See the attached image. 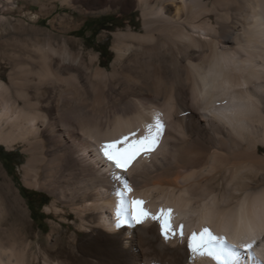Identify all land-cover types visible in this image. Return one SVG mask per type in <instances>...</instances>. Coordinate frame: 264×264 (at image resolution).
<instances>
[{"label": "bare ground", "instance_id": "6f19581e", "mask_svg": "<svg viewBox=\"0 0 264 264\" xmlns=\"http://www.w3.org/2000/svg\"><path fill=\"white\" fill-rule=\"evenodd\" d=\"M112 4L139 11L140 28L113 33L110 70L39 28L11 36L0 17V143L21 148L23 184L50 195L47 213L60 221L43 235L3 210L0 264H215L187 249L205 228L240 264H264V0ZM157 115L155 151L127 170L103 158L102 144L132 143ZM124 184L151 215L171 210L175 238L152 219L116 226Z\"/></svg>", "mask_w": 264, "mask_h": 264}, {"label": "rangeland", "instance_id": "374dc122", "mask_svg": "<svg viewBox=\"0 0 264 264\" xmlns=\"http://www.w3.org/2000/svg\"><path fill=\"white\" fill-rule=\"evenodd\" d=\"M63 1L11 0L10 4L6 0H0V17L9 20V27L11 29L13 27L9 33L11 36L21 34L22 37H25V35H29L26 33L29 29L39 28L45 33H49L55 45L61 44L64 40L71 49L81 50L84 55L95 53L99 57L101 66L110 70L115 56L112 35L117 30L124 31L128 23L134 30L138 28L136 30L138 31L140 28L139 11L136 9L123 10L120 4L113 5L112 0H101V4L104 2V5L106 4L102 6L103 8H95L96 6L93 4L97 3H94L93 0H87L90 1V7L86 0H71L70 5ZM32 14L39 16L35 23L29 19ZM66 17L71 21L64 20ZM20 20L24 23V29L18 26ZM1 25L3 23L0 24V28ZM45 38L43 36L41 40ZM29 48L30 46L27 45L26 51ZM14 49L23 52L21 47L12 46L10 48L8 46L4 51L10 52ZM25 162L26 156L20 147L15 146L9 149L0 143V172L2 174L0 183L6 182L10 188L0 186V221L4 212L12 213L14 211L16 214L18 213L20 222L28 221L34 233L46 235L50 226L60 221L47 213L52 197L46 192L28 188L23 184L21 171ZM124 185L121 187L123 188ZM73 220H75V216L71 214V217L65 222V227L74 228ZM73 230L70 231V234ZM150 264H153V261Z\"/></svg>", "mask_w": 264, "mask_h": 264}, {"label": "snow or ice", "instance_id": "6c2138e0", "mask_svg": "<svg viewBox=\"0 0 264 264\" xmlns=\"http://www.w3.org/2000/svg\"><path fill=\"white\" fill-rule=\"evenodd\" d=\"M163 124L157 115L152 123L146 125L145 135L132 143H127L129 137L125 136L121 140L104 143L101 145L100 152L104 159L112 163L116 168L127 170L130 164L141 154L147 156L155 151L159 145L162 136ZM133 136L136 134L133 133ZM127 144L126 147L120 148L118 145ZM132 189L125 184L123 190H118L117 196L116 219L117 227L125 222L143 223L145 219H152L159 224L160 234L165 240L176 237L177 232L171 225V210L165 212L161 210L159 215H151L143 208L142 200L128 201L126 193ZM183 226L179 232L180 239L183 240ZM252 244L244 246V251L251 258ZM188 251L200 257H209L215 264H240V253L231 245H228L223 237L213 235L209 229H203L199 234L193 232L188 238Z\"/></svg>", "mask_w": 264, "mask_h": 264}]
</instances>
